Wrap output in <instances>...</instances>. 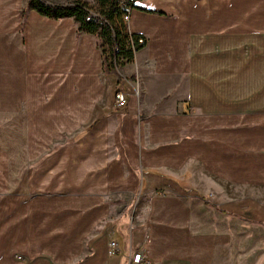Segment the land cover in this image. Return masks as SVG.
I'll return each mask as SVG.
<instances>
[{
    "label": "crops",
    "instance_id": "0c3cea01",
    "mask_svg": "<svg viewBox=\"0 0 264 264\" xmlns=\"http://www.w3.org/2000/svg\"><path fill=\"white\" fill-rule=\"evenodd\" d=\"M26 3L0 0V264H264V0H137L109 71L72 17L21 35Z\"/></svg>",
    "mask_w": 264,
    "mask_h": 264
},
{
    "label": "trees",
    "instance_id": "16d2710c",
    "mask_svg": "<svg viewBox=\"0 0 264 264\" xmlns=\"http://www.w3.org/2000/svg\"><path fill=\"white\" fill-rule=\"evenodd\" d=\"M137 0H95L99 10L92 9L89 4L81 0H72L66 3H50L48 0H27L21 10V33L28 10L54 20L72 17L77 23V33L84 32L94 38L96 46L103 56V70H116L113 59L120 56L125 62L132 61L134 52L126 48L128 33L120 24L122 5L137 7ZM165 14V12H161ZM137 35V34H133ZM115 47H118L117 53ZM143 47H138L136 51ZM116 55V56H115ZM112 59V60H111ZM121 62L120 66L122 65Z\"/></svg>",
    "mask_w": 264,
    "mask_h": 264
},
{
    "label": "built area",
    "instance_id": "2783aa9c",
    "mask_svg": "<svg viewBox=\"0 0 264 264\" xmlns=\"http://www.w3.org/2000/svg\"><path fill=\"white\" fill-rule=\"evenodd\" d=\"M136 4V2H135ZM119 7L120 11H121V17H120V24H122L124 26L125 31L128 33V37L126 39V48L131 49L134 53H136L138 47H144L146 46L147 43V39L145 36L143 35H133L134 33H132L127 24L129 21V13L130 11L133 9L131 6H126V5H122ZM118 47H115V51L117 53ZM116 56V55H115ZM112 60V59H111ZM113 64L115 65V69L118 70L120 63L124 62L125 59H123L122 57L118 56L116 58H114L113 60ZM114 101L116 106L118 107H125L126 106V101H127V93L125 91H123L122 89L118 88L116 89V91L114 92ZM109 248L112 251V253L116 254L118 253V246L117 243L114 240H110L109 241ZM18 259H22V257L20 255H18ZM143 260V255L141 251H137L131 254L130 256V264H140Z\"/></svg>",
    "mask_w": 264,
    "mask_h": 264
},
{
    "label": "rangeland",
    "instance_id": "374dc122",
    "mask_svg": "<svg viewBox=\"0 0 264 264\" xmlns=\"http://www.w3.org/2000/svg\"><path fill=\"white\" fill-rule=\"evenodd\" d=\"M72 1V0H71ZM82 1V0H81ZM49 2V1H48ZM67 2H69V1H67ZM51 3V2H50ZM27 4V3H26ZM87 4H89V6L92 8V9H94V10H99V7H98V5H97V3L95 2V0H92V1H88L87 2ZM21 33V32H20ZM21 35H23V33H21ZM119 68H120V66H119ZM118 68V69H119ZM1 132H0V143H1V145H2V148H10L11 147V145H16V148L17 149H19L20 147H21V142L23 141V138H20L19 137V135H17V133L15 132V131H13L12 133H13V135L10 133V131H9V128L7 127V126H5L4 128H1V130H0ZM122 203L124 202V203H128V202H130L131 204H130V208H128V212H126V217H125V219H126V221L124 220H122V221H120L119 223H118V227L119 228H121V226H124V229L126 230V234L127 235H125V234H123V233H120V234H122L123 235V237L124 238H126L127 240L129 239V236H130V230H131V223H130V221L128 220L129 219V216H130V213H131V211H135L136 210V208H137V202H136V200H135V198H133V199H131L130 197L129 198H125V199H122V200H120ZM119 201V202H120ZM121 203V204H122ZM115 220V219H114ZM104 223V222H103ZM103 223H101V225H103ZM113 223V222H112ZM101 225H99L98 227H97V229L98 228H100L101 227ZM243 254H245V253H243ZM241 257H243V256H241ZM16 258L18 259V255H16ZM22 259H23V257H22ZM20 260V259H19ZM222 264H227V262H226V260L225 259H223L222 260ZM248 263V260L246 259V258H244V259H241V264H247Z\"/></svg>",
    "mask_w": 264,
    "mask_h": 264
}]
</instances>
